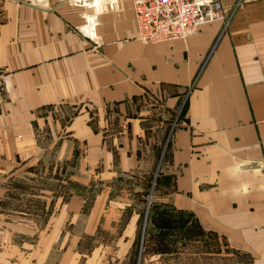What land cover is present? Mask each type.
<instances>
[{"label": "crops", "instance_id": "1", "mask_svg": "<svg viewBox=\"0 0 264 264\" xmlns=\"http://www.w3.org/2000/svg\"><path fill=\"white\" fill-rule=\"evenodd\" d=\"M221 27L144 41L132 0H0V264H264V0ZM155 174L196 231L139 233Z\"/></svg>", "mask_w": 264, "mask_h": 264}, {"label": "built area", "instance_id": "2", "mask_svg": "<svg viewBox=\"0 0 264 264\" xmlns=\"http://www.w3.org/2000/svg\"><path fill=\"white\" fill-rule=\"evenodd\" d=\"M242 1L226 8L220 0H132L137 37L144 41L182 39L213 21H220L224 32ZM176 126L175 118L168 137Z\"/></svg>", "mask_w": 264, "mask_h": 264}, {"label": "rangeland", "instance_id": "3", "mask_svg": "<svg viewBox=\"0 0 264 264\" xmlns=\"http://www.w3.org/2000/svg\"><path fill=\"white\" fill-rule=\"evenodd\" d=\"M33 1H35V0H33ZM100 1L103 2L104 0H100ZM49 151H50V149H49ZM161 158H162V154L158 160V170H159V166L161 167ZM54 162H55V160L50 155L49 157L44 158V161L41 162L40 167L43 168V167L48 166V165L50 166L51 164H54ZM157 174H159V173H157ZM157 174H155L154 177L152 178L150 189L148 190V192L144 198V205L142 207V213H141L140 224H139V233L142 234V233L149 231V230L196 231L195 227L190 228V227H187V225L182 226L181 222L179 221L180 220L179 217H177L176 215L173 217L175 219H173L171 217L170 218L165 217L166 214H172V212L169 208H164L158 204L155 205V203H154V202H156L155 198L158 196V194H157V183H158V181H156ZM158 178H159V176H158ZM173 215H174V213H173ZM150 216L152 217V220H151ZM164 217L167 218L168 220L165 221ZM169 220H172V222H170ZM151 221H153L154 224H151ZM163 227H166V228H163ZM175 240L176 239L174 238V242H175ZM156 241H158V240L156 239ZM140 246L142 247L143 244ZM207 262H208V264H209V262L211 263V261L206 259V264H207ZM221 263L227 264V262L223 261V260H221Z\"/></svg>", "mask_w": 264, "mask_h": 264}]
</instances>
